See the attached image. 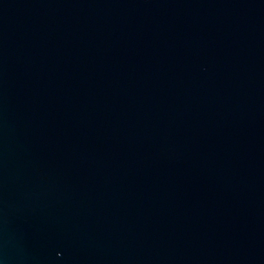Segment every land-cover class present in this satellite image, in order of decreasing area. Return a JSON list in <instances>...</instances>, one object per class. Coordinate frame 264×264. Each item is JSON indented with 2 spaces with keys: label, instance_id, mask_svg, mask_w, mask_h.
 Segmentation results:
<instances>
[{
  "label": "water",
  "instance_id": "obj_1",
  "mask_svg": "<svg viewBox=\"0 0 264 264\" xmlns=\"http://www.w3.org/2000/svg\"><path fill=\"white\" fill-rule=\"evenodd\" d=\"M0 264H264V0H0Z\"/></svg>",
  "mask_w": 264,
  "mask_h": 264
}]
</instances>
